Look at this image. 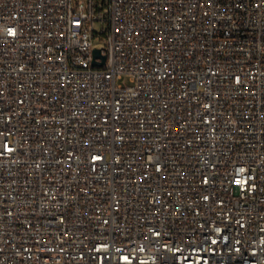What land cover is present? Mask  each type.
I'll use <instances>...</instances> for the list:
<instances>
[{
    "label": "built area",
    "instance_id": "1",
    "mask_svg": "<svg viewBox=\"0 0 264 264\" xmlns=\"http://www.w3.org/2000/svg\"><path fill=\"white\" fill-rule=\"evenodd\" d=\"M0 264H264V0H0Z\"/></svg>",
    "mask_w": 264,
    "mask_h": 264
},
{
    "label": "rangeland",
    "instance_id": "2",
    "mask_svg": "<svg viewBox=\"0 0 264 264\" xmlns=\"http://www.w3.org/2000/svg\"><path fill=\"white\" fill-rule=\"evenodd\" d=\"M107 27V23L104 20H99L95 22L94 24V29L97 32V35L95 36L93 42L94 46L98 48H103L105 45V36H104V31ZM119 84H129L130 83V78L129 76L125 75L122 79L118 80Z\"/></svg>",
    "mask_w": 264,
    "mask_h": 264
},
{
    "label": "water",
    "instance_id": "3",
    "mask_svg": "<svg viewBox=\"0 0 264 264\" xmlns=\"http://www.w3.org/2000/svg\"><path fill=\"white\" fill-rule=\"evenodd\" d=\"M97 58H102V61H97ZM106 61V55L102 54L101 48L94 49V61L93 64L95 65H102Z\"/></svg>",
    "mask_w": 264,
    "mask_h": 264
}]
</instances>
